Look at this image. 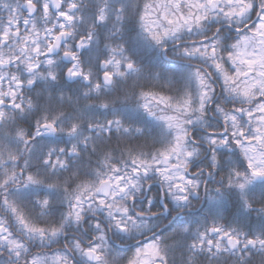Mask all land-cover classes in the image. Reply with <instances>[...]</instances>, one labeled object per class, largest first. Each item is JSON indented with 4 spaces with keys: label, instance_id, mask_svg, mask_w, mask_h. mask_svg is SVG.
<instances>
[{
    "label": "snow or ice",
    "instance_id": "6c2138e0",
    "mask_svg": "<svg viewBox=\"0 0 264 264\" xmlns=\"http://www.w3.org/2000/svg\"><path fill=\"white\" fill-rule=\"evenodd\" d=\"M0 264H264V0H0Z\"/></svg>",
    "mask_w": 264,
    "mask_h": 264
}]
</instances>
